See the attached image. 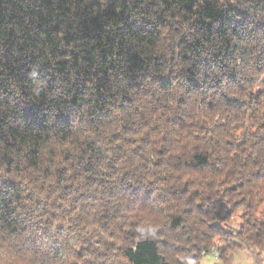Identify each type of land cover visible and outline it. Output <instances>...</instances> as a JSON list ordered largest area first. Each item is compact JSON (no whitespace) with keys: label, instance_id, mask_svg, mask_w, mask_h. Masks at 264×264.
<instances>
[{"label":"trees","instance_id":"16d2710c","mask_svg":"<svg viewBox=\"0 0 264 264\" xmlns=\"http://www.w3.org/2000/svg\"><path fill=\"white\" fill-rule=\"evenodd\" d=\"M261 13H264V5L259 0H235V3L232 0H0V153L8 164L5 170H21L18 164L13 169L12 158L7 153L20 152L29 137L44 127L52 108L64 123L72 110L90 105L92 122L99 124L112 115L117 95L124 90L143 92L141 81L145 78L162 92L182 86L185 94L178 98V106L189 103L194 96L203 99L205 94L217 96L215 102L206 104L210 112L217 105L240 112L259 104L264 96L260 88L245 100L241 95H226L220 91V86L245 93L255 84L253 78H242L237 69L230 68L229 62L237 55L238 45L234 41L248 42L264 36V18H257ZM243 51L240 49L241 58ZM260 58H264V46L260 48ZM177 64L181 65L179 69ZM260 67L258 64L257 71ZM214 69L218 74L210 79ZM33 70L37 73L35 76L30 75ZM38 84L44 87L37 97L31 90ZM120 99L116 107L123 108L131 97L120 95ZM202 118L207 120L208 116L202 115ZM211 118H216L215 112ZM166 122L181 129L185 126L183 117H170ZM122 131L135 136L138 129L124 125ZM151 131L154 133L155 127ZM113 138H118V134L113 133ZM152 140L151 135L139 137L130 155L143 156L141 147L151 150ZM32 143L35 146L29 147L26 156L34 166L36 160L32 157L41 150L39 138L33 136ZM44 147L46 153L53 154H46L49 163L58 154L62 161H68L55 169L54 176L59 186L58 198L69 204L65 211L71 213L79 207L84 213L99 197L80 189L107 184L106 177L112 174H92L104 159L100 146L88 141L80 147L65 139L62 146ZM155 151L158 157L163 155V149ZM70 154H74V158H70ZM122 155L118 153L109 161L108 167L113 173L114 161L120 160ZM196 159L198 164L209 167L203 157ZM160 163L159 159L154 161L156 166ZM48 170L46 164L44 171ZM210 170H214V166ZM65 179L69 182L65 183ZM47 182L45 178L44 183ZM22 184L23 180L0 176V219L6 223L16 224L27 219L16 212L13 204V200L20 199ZM244 187L243 180L230 184L215 200L205 197L211 201V208L195 204L184 209V213L228 219L247 197L241 195L231 206L222 197ZM187 191L186 183L179 190H170V198L182 199ZM108 193L115 194L112 189ZM196 194L193 192V196ZM31 195L24 193L25 199ZM193 196H189L188 203ZM139 198L147 201L148 192ZM52 206L62 207L54 201ZM252 206L251 200L245 204V208ZM255 206L264 210V199ZM50 215L55 218L57 214ZM246 216L247 212H240L236 217L239 227L235 234L243 237L248 227H256L258 223L260 227L255 236H261L264 220L258 217L248 220ZM99 218L107 221L111 217L105 212ZM154 219L147 217L146 222L152 223ZM179 223L180 218H176L169 228L174 229ZM208 229L225 236L233 234L219 223H210ZM156 231L159 234V230ZM232 244L233 249L218 246L217 257L223 261V257L243 247L239 240ZM193 247L197 250L191 259L199 262L204 254L211 252V246L208 249ZM172 250L167 240L145 238L136 242L134 248L123 250L122 255L127 259L120 264H168L162 253ZM105 256L114 258L111 253ZM0 264H23L18 251L4 240H0Z\"/></svg>","mask_w":264,"mask_h":264},{"label":"clouds","instance_id":"9594fccd","mask_svg":"<svg viewBox=\"0 0 264 264\" xmlns=\"http://www.w3.org/2000/svg\"><path fill=\"white\" fill-rule=\"evenodd\" d=\"M259 3L264 5V0H259ZM257 18H264V13ZM164 34H168L167 29ZM234 42L238 45L237 55L229 62V67L237 69L242 78H253L255 84L250 85L245 93L229 91L223 84L220 91L228 96L241 95L247 100L257 88L264 90V58H260L264 36L248 42ZM240 49H244L242 58ZM258 64L261 66L259 71ZM180 67V64L176 65L177 69ZM36 74L35 70L30 73L32 76ZM217 74L214 69L209 78ZM43 87V84H38L31 91L38 97ZM141 88L143 92L124 90L120 94L131 97L123 108L116 107L121 102L120 95H117L112 115L99 124L92 122L90 105L72 110L64 123L59 121L57 110L52 108L44 127L29 137L22 150L7 153L12 158L13 169L17 164L20 166L19 172L6 171L8 164L0 153V176L23 180L20 199L13 200V204L21 217H27L16 224L0 219V240L18 251L23 264H120L127 259L122 255L123 250L134 248L136 242L145 238L170 243L173 250L162 253L168 264H199V261L191 259L197 250L193 245L203 249L211 246V259L215 260L217 247L223 245L233 249L232 241L235 240L243 245L236 249L241 264H264V233L255 236L259 224L248 227L243 237L235 234L239 227L236 217L240 212H247L245 219L258 217L264 220V210L255 206L264 199V96H261L259 104L240 112L217 105L212 109L216 118L212 119V112L206 104L215 102L216 95L205 94L203 99L194 96L189 103L178 106V98L185 94L182 86L162 92L145 78L141 81ZM202 115L208 119H203ZM170 117H183L184 128L167 123L166 119ZM124 125L137 128L135 136L122 131ZM113 133L118 134V138H113ZM148 135L153 137L154 147L151 150L141 147L143 156H131L139 137ZM33 136L39 138L41 148L37 156L32 157L36 160L34 166L26 156L29 147L35 146ZM65 139L80 147L94 141L103 151L104 159L92 174L112 173L106 177L107 184H92L80 189L94 192L99 197L84 213L79 207L74 212H66L68 202L60 200L57 195L59 186L54 182L55 169L68 161H62L59 154L55 155L52 163L46 159V154H53L46 153L44 146H62ZM157 148L163 149L160 157L156 155ZM118 153L123 155L114 161L116 170L113 173L108 164ZM197 157H203L209 167L198 164ZM70 158H74V154H70ZM158 159L161 163L156 166L154 161ZM46 164L48 172L44 171ZM212 166L214 170H210ZM45 178L47 184L44 183ZM242 180L245 181L243 189L222 197L229 206L241 195L247 197L230 218L218 220L211 214L184 213V209L195 204L202 203L205 208H211V201L205 197L215 200L225 187ZM64 182L69 181L65 179ZM186 183L188 191L183 198L171 199L170 190H179ZM109 189L115 194L109 195ZM144 192L149 194L147 201L139 198ZM193 192L197 194L193 196ZM24 193L32 195L25 199ZM189 196H193L191 203L187 202ZM249 200L253 206L245 208ZM53 201L62 207L52 206ZM105 212L111 217L107 221L99 218ZM50 213L57 215L54 218ZM147 217H154V222L147 223ZM176 218H180L179 225L170 229L169 225ZM210 223L222 224L233 234L225 236L209 231ZM105 253L114 254V258H106ZM230 259V256L223 257V264H229Z\"/></svg>","mask_w":264,"mask_h":264},{"label":"rangeland","instance_id":"374dc122","mask_svg":"<svg viewBox=\"0 0 264 264\" xmlns=\"http://www.w3.org/2000/svg\"><path fill=\"white\" fill-rule=\"evenodd\" d=\"M237 219V218H236ZM241 249V248H240ZM217 256V251H216ZM229 264H241V257L236 253V250L231 254ZM199 264H223V261L217 257V259H211V252L202 256Z\"/></svg>","mask_w":264,"mask_h":264}]
</instances>
